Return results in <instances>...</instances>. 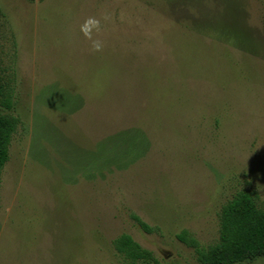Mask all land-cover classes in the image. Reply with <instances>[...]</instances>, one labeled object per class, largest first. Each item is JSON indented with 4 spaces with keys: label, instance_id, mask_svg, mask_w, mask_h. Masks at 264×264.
<instances>
[{
    "label": "rangeland",
    "instance_id": "obj_1",
    "mask_svg": "<svg viewBox=\"0 0 264 264\" xmlns=\"http://www.w3.org/2000/svg\"><path fill=\"white\" fill-rule=\"evenodd\" d=\"M0 84V264H131L122 233L203 264L180 232L207 249L236 193L264 207V0H0Z\"/></svg>",
    "mask_w": 264,
    "mask_h": 264
},
{
    "label": "trees",
    "instance_id": "obj_2",
    "mask_svg": "<svg viewBox=\"0 0 264 264\" xmlns=\"http://www.w3.org/2000/svg\"><path fill=\"white\" fill-rule=\"evenodd\" d=\"M224 23L216 30V24L207 26L216 35L229 42H233L239 49L250 51L245 39L241 34H230L229 27ZM224 30L225 33L220 34ZM227 30V31H226ZM13 109L12 94L0 84V187L2 171L10 157V144L17 129L19 118L12 113ZM1 202V197H0ZM133 218L138 225L146 232H152L154 228L133 214ZM178 238L197 249L198 260L203 264H235L246 260H253L264 256V207L258 205L255 194L249 191H239L232 199L228 200L220 212V236L219 241L203 249L198 241L189 235L186 230L178 234ZM114 245L116 250L124 255L131 264L138 261L155 260L152 252L142 247L128 233H122L115 238Z\"/></svg>",
    "mask_w": 264,
    "mask_h": 264
},
{
    "label": "clouds",
    "instance_id": "obj_3",
    "mask_svg": "<svg viewBox=\"0 0 264 264\" xmlns=\"http://www.w3.org/2000/svg\"><path fill=\"white\" fill-rule=\"evenodd\" d=\"M92 23L96 26L97 31L99 30L100 27V21L99 20H93ZM86 35H89L86 33ZM102 47V42L99 40L93 41L92 43V48L96 51H99Z\"/></svg>",
    "mask_w": 264,
    "mask_h": 264
}]
</instances>
